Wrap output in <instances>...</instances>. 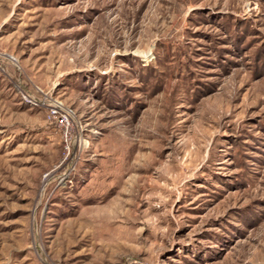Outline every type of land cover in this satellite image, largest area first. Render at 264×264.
Wrapping results in <instances>:
<instances>
[{"label": "rangeland", "instance_id": "374dc122", "mask_svg": "<svg viewBox=\"0 0 264 264\" xmlns=\"http://www.w3.org/2000/svg\"><path fill=\"white\" fill-rule=\"evenodd\" d=\"M0 264H264V0H0Z\"/></svg>", "mask_w": 264, "mask_h": 264}, {"label": "built area", "instance_id": "2783aa9c", "mask_svg": "<svg viewBox=\"0 0 264 264\" xmlns=\"http://www.w3.org/2000/svg\"><path fill=\"white\" fill-rule=\"evenodd\" d=\"M51 117L55 120L56 124H58L59 127L66 130L64 138H65V142L68 144L70 139L68 138L67 132L71 127L70 122L71 119L73 118L72 111L68 109H63L61 107L55 110L52 109Z\"/></svg>", "mask_w": 264, "mask_h": 264}]
</instances>
